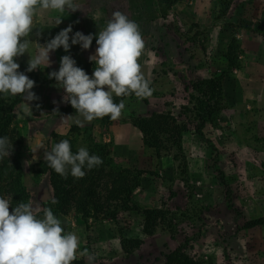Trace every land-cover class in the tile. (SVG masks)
Here are the masks:
<instances>
[{
	"label": "rangeland",
	"instance_id": "1",
	"mask_svg": "<svg viewBox=\"0 0 264 264\" xmlns=\"http://www.w3.org/2000/svg\"><path fill=\"white\" fill-rule=\"evenodd\" d=\"M75 3L81 10L60 12L38 8L29 54L34 56L39 44H45L70 24L73 29L70 37L76 31L93 34L89 49L76 44L65 52L61 47L50 53L49 67L42 65L32 72L26 71L30 59L27 53L16 58L19 70L35 81L32 91L39 97L29 102L30 107L23 99L16 111L17 125L24 137L21 148L24 182L33 206L41 208L39 215L43 216V202L54 194L57 173L44 161V148L35 153L32 150L39 145L50 150L56 140L67 136L69 140H77L78 148L86 147L83 139L86 130L100 149L110 152L114 164L144 172L142 186L133 197L142 207L160 208L166 203L174 210L189 207L190 211L189 196L194 191L195 202L206 208L202 212L193 209L191 215L197 212L200 219L184 220L178 225L177 234L159 231L151 237L142 234L139 218L127 214L118 222L90 219L89 223L74 212L60 215L65 231L75 232L80 238L78 260L88 264L87 258L79 254L87 249L96 257L94 264H166L165 255L181 246L186 254L207 264H264V226L244 229L247 222L264 217V97L257 102L255 90L260 80L250 69L260 60L264 63V53L257 52L264 49L263 32L258 29L264 0H233L225 17L220 16L216 1L184 0L169 12L167 19L162 18L156 0H75ZM116 11L139 25L145 48L138 63L154 91L150 97L127 98L121 117L111 124L97 118L78 126L74 123L77 114L61 113L69 103L63 102V88L57 86L54 78L49 79L48 73L59 70L64 55H71L78 67H87L93 73L96 65L89 57L95 54L96 34ZM58 19H62L59 25ZM195 26L214 34L212 38L209 34L203 44L205 49L185 38L189 30L198 29ZM36 31L41 33L39 38ZM233 39L239 41L243 52L238 56L241 69H232L225 83L229 108L220 116L217 126L208 125L204 129L203 136L190 124L191 131L183 139L181 164L185 174L176 171L172 182L170 175L176 164L172 157L178 150H173L172 156L163 151L164 157L158 158L144 144L142 134L128 117L148 116L156 128L166 112H173L180 122L185 120L180 117L181 107L191 106L193 83L227 69L225 55ZM57 108L59 113L54 112ZM73 126L82 132L71 134ZM171 192L176 196L171 197ZM123 238L144 243L139 249L135 248L137 241L129 245L133 253L127 256L121 245Z\"/></svg>",
	"mask_w": 264,
	"mask_h": 264
},
{
	"label": "clouds",
	"instance_id": "2",
	"mask_svg": "<svg viewBox=\"0 0 264 264\" xmlns=\"http://www.w3.org/2000/svg\"><path fill=\"white\" fill-rule=\"evenodd\" d=\"M38 8L60 12L81 10L75 0H0V94L21 95L29 107V102L39 99L32 91L35 81L19 70L16 58L27 53L30 59L26 71L32 72L42 65L49 67L50 53L55 50L62 47L69 52L76 44L87 50L94 39L93 34L80 31L70 37L73 30L70 24L45 44H39L34 56L30 55V35ZM61 22L58 19L57 25ZM35 35L39 38L40 31ZM96 45L95 54L89 57L96 65L91 76L77 66L71 55L62 56L59 70L48 73V78H54L57 86L63 88V102L75 109L74 123L78 126L105 116L114 121L119 119L126 105L123 99L115 103L114 95L134 94L137 98H146L154 91L138 63L145 41L135 21L120 11L114 12L106 27L96 34ZM54 112L59 113L58 108ZM39 148L45 149L44 161L48 167L64 178L69 174L76 179L83 178L85 169L91 170L103 163L100 156L90 154L86 147L73 153L68 139L54 143L50 150L39 145L32 152ZM12 151L10 138L0 137V160L8 158ZM36 159L34 155L33 160ZM51 203L58 201L52 199ZM40 211L31 201L13 207L10 199L0 196V264H72L77 259L79 236L65 231L51 207L42 209V217ZM79 254L87 258L88 264H94L96 257L87 249Z\"/></svg>",
	"mask_w": 264,
	"mask_h": 264
},
{
	"label": "trees",
	"instance_id": "3",
	"mask_svg": "<svg viewBox=\"0 0 264 264\" xmlns=\"http://www.w3.org/2000/svg\"><path fill=\"white\" fill-rule=\"evenodd\" d=\"M184 0H156L159 11L163 19H167L169 12L176 6L183 3ZM216 1L220 7V16H226L233 0H206ZM216 19H219L217 17ZM261 23L258 26L260 32L264 36V12ZM195 30H189L185 34V38L193 45H201L203 49L204 43L208 40L209 30H200L199 26ZM243 52L239 41L233 39L228 46L225 57L227 58L228 67L226 70L211 77L203 78L193 84L194 94H190L188 105L182 106L180 117H185V120H179L173 112H166L162 115V122L159 127L154 126L152 120L148 116L131 115L128 121L132 126L137 128L143 136L144 144L153 149L158 158L168 154L172 156V151L177 149L178 154L173 156L176 163L170 180L173 182L177 174H185L181 159L183 158V139L184 135L191 131L190 124H194L197 134L203 136L204 129L208 126H217L220 116L229 108L225 92V83L232 69H241V60L239 53ZM86 73L91 76L92 72L87 67H81ZM129 97H136L134 94L127 97L114 96V102L119 103L122 99L124 102ZM23 103V97L17 95L15 97L0 94V137L8 136L12 141L13 151L7 158L0 160V196L11 200L12 206L15 207L20 202L28 203L31 198L30 190L25 185L24 173L25 167L21 148L24 142L22 132L17 125L16 111ZM61 113L76 114L75 109L69 103L66 108H62ZM103 122L111 124L112 120L109 116L101 118ZM71 134L82 132L77 126H73L70 130ZM84 141L87 143L86 148L90 154L98 155L102 158L103 163L99 167H95L86 171L83 178L76 179L70 174L64 178L57 174L54 182V194L43 202V208L51 207L54 215L59 218L60 215L68 216L74 212L80 215L82 219L89 223L92 219L94 222L103 220L118 222L120 217L127 214L139 218L142 222V234L151 237L155 233L162 231L169 234H177V227L184 220L195 218L200 219L197 211H204L205 206L199 207L195 202V192H191L190 199L192 203L191 210L189 207L184 210L176 207L175 210L163 203L160 208L142 207L134 200V194L142 186L143 171L129 168H122L114 164L110 156V152L102 150L88 131L83 133ZM72 136V135H71ZM165 138V141L160 140ZM155 138V139H154ZM159 138V139H158ZM67 137H60L54 143L59 142ZM73 153L78 151L76 146L77 140H69ZM53 143V144H54ZM106 147V146H105ZM163 151H166L164 154ZM169 157V156H168ZM222 175L223 172H220ZM179 177V176H178ZM224 178V175H223ZM183 180V179H182ZM224 181V179H223ZM188 182V180H186ZM227 185L229 183L227 182ZM176 193L171 192V197H175ZM58 201L52 204L51 200ZM11 211V207H10ZM264 226V217L247 222L244 229H253L255 227ZM122 234L123 232L120 231ZM137 241V242H136ZM137 243L135 248L141 247L144 240H126L121 239L122 248L127 256L132 255L133 250L129 245ZM166 264H207L200 259L189 256L185 253L184 247L176 248L174 251L165 255ZM72 264H85L83 260H74Z\"/></svg>",
	"mask_w": 264,
	"mask_h": 264
},
{
	"label": "crops",
	"instance_id": "4",
	"mask_svg": "<svg viewBox=\"0 0 264 264\" xmlns=\"http://www.w3.org/2000/svg\"><path fill=\"white\" fill-rule=\"evenodd\" d=\"M214 36V34H210V38H212ZM258 53H264V49H261L260 51H257ZM264 61V60H263ZM251 65V64H248ZM254 66H250L252 73L255 75L256 78H258L260 80V82L258 83L255 92H257L258 96H257V102L260 103L259 98L264 97V75H262V71L264 68V63L262 62V60H260V63ZM248 67V66H247ZM262 69V70H261ZM261 71V72H260ZM261 78V79H260ZM259 107V105H258Z\"/></svg>",
	"mask_w": 264,
	"mask_h": 264
}]
</instances>
